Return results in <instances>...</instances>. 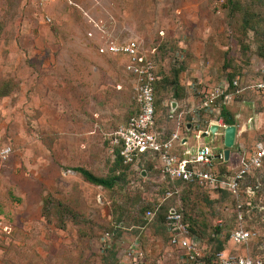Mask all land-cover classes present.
<instances>
[{
    "label": "rangeland",
    "instance_id": "obj_1",
    "mask_svg": "<svg viewBox=\"0 0 264 264\" xmlns=\"http://www.w3.org/2000/svg\"><path fill=\"white\" fill-rule=\"evenodd\" d=\"M237 2L231 9L227 0H0V148L9 147L0 163V264H115L106 259L110 250L118 264L129 250L142 258L127 264H180L160 220L144 218L142 206L156 202L182 206L200 244L217 238L222 249H237L228 235L240 226L251 234L245 251L264 257V160L236 195L186 183L166 195L170 185L153 169L124 172L105 189L71 170L108 176L121 169L109 139L132 112L134 80L123 57L96 47L132 39L141 54L163 43L157 66L168 81L178 69L179 97L169 82L155 94L165 134L177 129L165 120L168 102L185 114L196 90L237 80L238 92L223 104L236 128L228 171L213 163L231 175L235 151L258 137L262 113L251 87L263 60L264 0ZM201 143L222 151V132Z\"/></svg>",
    "mask_w": 264,
    "mask_h": 264
},
{
    "label": "built area",
    "instance_id": "obj_2",
    "mask_svg": "<svg viewBox=\"0 0 264 264\" xmlns=\"http://www.w3.org/2000/svg\"><path fill=\"white\" fill-rule=\"evenodd\" d=\"M34 1L44 2L48 0ZM46 20L49 19L46 18ZM97 51L102 54L123 57L125 59V69L134 80V113L124 123L116 126L109 140L110 146L118 147V155L122 162L130 164L133 170L138 171L139 164L143 160L149 159L153 168L158 171V176L162 179L171 178L183 182H195L200 186L221 188L232 195H236L238 182L251 169L259 167L264 159V117L259 125L258 137L252 141L249 149L243 146L236 149V166L231 169V175L219 173L213 163L215 160L217 162L223 160L222 151L214 152L210 146L201 142L203 136H210L213 139L214 136L220 135L222 129L228 125L224 122L220 113L225 100H230V94L224 92L227 82L221 81L213 87L196 90L198 100L196 105L187 110L190 118L188 121L183 122V130L179 127V121H177V129L164 136L162 131L154 128L153 90L154 82L158 79V76L155 73V65L149 58L150 50L147 54H141L137 42L129 39L121 42H105L98 46ZM257 72L258 79L254 82L252 88L260 97L261 106L264 108L263 60L260 62ZM231 83L235 85L236 81L232 80ZM218 97L221 98L220 101H216ZM177 106L176 104V107L170 111V102H168L169 118H171ZM182 114V110H179L177 118L180 119ZM262 114H264V110ZM186 123L189 124L188 130L185 128ZM210 124H215L217 127L213 134L208 128ZM187 132L191 133V137L185 136ZM188 138L193 140V145L185 146ZM8 152L9 147L0 148V163L5 160ZM231 157L232 152L229 151L227 159L230 161ZM139 171L141 173L143 170L140 169ZM165 194L169 195L168 192H165ZM237 208H239V204H236ZM152 214V211L146 210L144 218L150 219ZM237 217L240 218L239 215ZM0 228H6L5 225H2L1 218ZM165 231L168 237L167 244L179 253L180 263L263 264L260 257L250 256L248 251H245L251 234L240 226L230 231L228 235V241L235 248L244 246L240 253H233L231 250L226 249L210 253L206 245L200 244L194 235L188 233V225L181 220L180 214L174 209H170L165 216ZM131 251L126 252L124 260L120 264H127L132 257L142 258L140 251L135 253Z\"/></svg>",
    "mask_w": 264,
    "mask_h": 264
},
{
    "label": "trees",
    "instance_id": "obj_3",
    "mask_svg": "<svg viewBox=\"0 0 264 264\" xmlns=\"http://www.w3.org/2000/svg\"><path fill=\"white\" fill-rule=\"evenodd\" d=\"M227 2L230 4L231 9L237 8V5H238L237 0H227ZM162 45H163V43H161V42H155L152 46H150V49H149L150 50L149 58L154 63V65H155V73L158 76V79L154 82V90H153V97H154V115H155L154 128L156 130H158V131H162L163 132V135L164 136H167V134H169L170 132L167 133V134H165V132H164V124H162L161 122H158V118H157V106H156V96H155V94H156V90H157V88L159 86H163L162 85L163 83L166 84V83L169 82V83H172L170 85H173L174 86V88H173L174 89L173 90V96L172 97L174 99H176V98L179 97L178 93L176 92V88L178 87V85L176 83V77H177L178 69L173 68V70H172V79L170 81H168V79L165 78L164 76H161L160 75L159 70H158V66H157V60L159 58V49L162 48ZM261 56L263 57L262 59L264 61V47H263V49L261 51ZM232 80H235V79L228 78L226 80V82H227L226 85L227 86H226V89H225L224 92H226V93H230V92L231 93L232 92L233 93L234 92L236 93V92H238V83H237V80H235L236 81V84L235 85H232V83H231ZM178 88L181 89L180 87H178ZM257 98L259 100V105L261 107V111H263L264 108L261 106L260 97L258 95H257ZM220 99L221 98L218 97V98H216V101H220ZM174 101H176V100H174ZM132 103H133V101H132ZM166 107H167L166 108V114H165V120H166V122H173V123H175V126H176V122L179 121V127L183 130V122H186V121L189 120V118H190L189 117V113L186 112L184 114V111H182L183 114L181 115L180 119L177 118V112H179V110H180V105H178L177 108L175 109V111L173 112L171 118H169L168 117V104H167ZM134 110H135V106L133 104V106H132V112L126 117V119L130 115H132L134 113ZM220 113H221L222 119L224 120V122L226 124H232L231 117L229 116L228 112L225 110V108L223 106L221 107V112ZM125 120L122 123H124ZM184 132H185V130H184ZM110 138H111V136H110ZM111 151L114 154V159H115L116 165H118L119 167H121V169L118 170V171H116V172H115V170H113L111 172V174H109L108 176H97V175H94L93 173L89 172L88 170H86L85 168L80 167V166H74V167L71 168V170H73V171L77 172L78 174H80L81 177L86 182H88L90 184H93V185H96V186H100V187L105 188V189L112 188L115 185L116 181L119 180V179H121L124 176V172H132V173L136 172L138 174L140 173L139 170L141 168H139L138 171H135V170L132 169V167H131L130 164H124L122 162L121 158L118 155V147L117 146H111ZM228 157H229V154H228ZM227 162H229V159H227L226 161L219 160L217 163L220 165V167H223V170L228 171V170H226L227 168L225 166V164H227ZM141 165L142 166L144 165V168L141 169V170H144L145 172L148 171V170H151V171L154 170L153 172H155L156 175H158V171L153 168L152 162L149 159L148 160H143L141 162V164H139V167ZM257 168H253L251 170H254V169H257ZM218 171H219V173L225 174V172H221L222 171V168H219ZM246 174H245V176H246ZM166 182H168V184L170 185V187L167 188V189H164V194H165V192H168L170 196H171V194H174L177 191V190H175V185L174 184H184V183H186V184H191V185H194V186H200V185H198L195 182H183L181 180L171 179V178H166ZM142 209H143V211H146V210L152 211V213H153L152 214V217H156V218H158L160 220L161 225H162L164 231H165V216L167 215V213H168V211L170 209H174L176 212H178L180 214L181 220L188 225V233L189 234H192V225L190 223L191 221H190V219L188 217H185L184 216V210H183L182 206H176V205L175 206H172L171 204H165V203H162V202H156L154 204L153 203L146 204L145 206H142ZM158 210L161 213H159ZM118 225L119 224H115V226H116L114 228V230L116 231L115 232V235H117L118 234V231H119L118 230ZM235 228H237V226L234 227V228H232L230 231L234 230ZM114 230L113 231L112 230L105 231V233L109 236V239H111V240H114L115 238H117L116 236L114 237V234H113ZM214 231L215 232H218L219 231V227L218 226H214ZM230 231H229V233H230ZM165 237H166V240H168L166 231H165ZM211 237L214 238L213 235H211ZM213 240L215 241V243L213 244V246H210V245L207 246V248H208V250H209L210 253H213L215 251H218V250H221L222 249V242L220 240H218L217 238H214ZM231 252H233V253H240L241 250L239 248H237V249H233ZM248 254L250 256L260 257L262 259V261H263V264H264V257L261 254H259V252H252V251L249 250L248 251ZM114 255H115V250H110L108 256L106 257V259H107V261L109 260L108 262H110V260L111 261L115 260V264H118L119 263V259L114 258L115 257ZM180 264H183V263H180Z\"/></svg>",
    "mask_w": 264,
    "mask_h": 264
},
{
    "label": "water",
    "instance_id": "obj_4",
    "mask_svg": "<svg viewBox=\"0 0 264 264\" xmlns=\"http://www.w3.org/2000/svg\"><path fill=\"white\" fill-rule=\"evenodd\" d=\"M176 107V102L171 101L170 102V111H172L174 108ZM185 128L186 130L189 129V124L186 123L185 124ZM209 131L211 132V134H213L216 130V125L215 124H210L209 125ZM234 137H235V126L233 124H228L226 125L223 129H222V146H223V150H222V158L223 160H226L228 158V154H229V148L232 146L233 142H234ZM217 156V155H215ZM144 171H141V175H144Z\"/></svg>",
    "mask_w": 264,
    "mask_h": 264
},
{
    "label": "crops",
    "instance_id": "obj_5",
    "mask_svg": "<svg viewBox=\"0 0 264 264\" xmlns=\"http://www.w3.org/2000/svg\"><path fill=\"white\" fill-rule=\"evenodd\" d=\"M107 42H108V41H107ZM102 44H104V43H100V44L97 45V47H96V51H97L98 46H100V45H102ZM97 53L100 54V55H106V54L99 53L98 51H97ZM108 55H113V54H108ZM114 56H116V55H114ZM263 117H264V115H263L262 113H259L258 116L256 117V119H257L258 122H259V125H260V122H261V120L263 119ZM250 122H251V121H250V120L248 121V118H247V123H250ZM252 124H253V123H252ZM259 125H258V127H259ZM235 131H236V128H235ZM188 145H193V142L191 141L190 138H188V139L186 140V145H185V146H188ZM185 146H184V147H185Z\"/></svg>",
    "mask_w": 264,
    "mask_h": 264
}]
</instances>
